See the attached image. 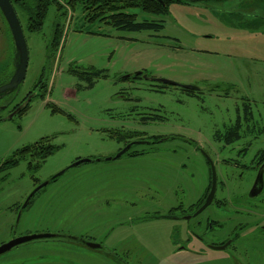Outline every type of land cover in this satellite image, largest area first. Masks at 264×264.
<instances>
[{"label": "rangeland", "instance_id": "rangeland-1", "mask_svg": "<svg viewBox=\"0 0 264 264\" xmlns=\"http://www.w3.org/2000/svg\"><path fill=\"white\" fill-rule=\"evenodd\" d=\"M61 1L63 14L51 4L39 31H29L21 18L29 63L15 97L35 95L22 114L0 121V162L43 136L57 149L41 163L34 153L8 171L0 166V243L50 232L91 238L114 253L45 239L4 253L0 264H205L176 251L181 223L167 215L173 206L180 207L177 214L192 213L203 201L208 157L220 177L241 171L220 162L264 148V0L172 2L160 15L127 9L139 20L164 21L159 31L90 21L81 3L71 8ZM14 68L13 38L0 11V84ZM74 69H104L107 76L91 85ZM137 71L199 89L190 94L179 85L125 78ZM41 79L46 87H39ZM245 107L253 113L249 122ZM239 117L241 138L230 143L226 133ZM135 138L155 142L134 144L115 158ZM136 154L142 156H129ZM82 158L91 160L72 166ZM46 180L17 221L28 195Z\"/></svg>", "mask_w": 264, "mask_h": 264}, {"label": "flooded vegetation", "instance_id": "flooded-vegetation-1", "mask_svg": "<svg viewBox=\"0 0 264 264\" xmlns=\"http://www.w3.org/2000/svg\"><path fill=\"white\" fill-rule=\"evenodd\" d=\"M34 93L35 90L27 92L19 99L20 101L15 97V93L9 95L12 97L10 104L5 103L4 106H0V121L7 120L6 117L15 112L14 117L22 114L28 108L33 97L20 110L18 108ZM9 96H3L0 101ZM2 110L9 111L2 114ZM142 139L150 141L148 144L155 142L151 138H135L128 141L126 145ZM133 146L134 144L127 152H131ZM208 162L211 181L203 201L192 213L177 214L176 210L180 207L173 206L167 215L181 223V226L176 227L175 231L176 251H185L191 256L201 259V262L205 264H264V155H237V157L220 162L227 168L241 169V171L235 174L234 172L229 173L231 170H224L220 177L217 172V189L210 204L213 205V209L206 213L209 205L199 214L194 215L205 203L211 190L212 169L210 161ZM0 163L2 166V162ZM29 203L26 206H23L24 203L21 205L17 213L18 217ZM179 206L185 210L184 204H179ZM17 236L19 235L14 234L10 239ZM89 239L94 241V239ZM101 245L103 246L102 251L114 253L111 248L109 249L102 243ZM120 250H124L122 252L126 253L130 249L120 248L117 251Z\"/></svg>", "mask_w": 264, "mask_h": 264}, {"label": "trees", "instance_id": "trees-1", "mask_svg": "<svg viewBox=\"0 0 264 264\" xmlns=\"http://www.w3.org/2000/svg\"><path fill=\"white\" fill-rule=\"evenodd\" d=\"M67 6L75 8L78 3L82 4V9L86 19L90 21H103L118 29L127 31H141V30H154L159 31L165 28L164 21L156 19L139 20L137 13L127 12L130 7H140L143 11L160 15L168 13V6L172 2H194L200 0H64ZM20 18L24 17L27 29L31 32H36L42 29L47 12L51 4L56 3L60 14H63L65 5L61 0H12ZM59 28V25L57 26ZM56 28L55 36L52 45H57L59 40V31ZM79 74L81 78L88 79L91 85L95 84L96 78L107 76L104 69H94L93 71H77L72 70ZM143 73V72H142ZM133 78L143 77L142 74H131ZM129 76H125L127 78ZM41 84V85H40ZM41 86V87H40ZM154 86L165 87L167 84L155 83ZM39 87H46V83L39 81ZM185 89V88H183ZM190 94H196V90H188ZM246 108L244 119L249 122L253 117L250 108ZM242 118L239 117L235 124L229 127L226 137L231 143L241 138V130L243 127ZM49 136H43L36 142L30 145L23 146L17 149L12 155L2 161L1 169L10 170L16 166L26 155H34L37 153L38 159L44 162L46 158L56 151L57 146L51 143ZM137 155V154H136ZM257 155H264V148L259 150ZM37 159V160H38ZM33 162H30V165ZM38 163H36V166ZM34 165V164H33ZM32 166V165H31ZM8 174V173H7ZM58 177H52L51 181L57 180ZM50 181V182H51ZM49 182V183H50Z\"/></svg>", "mask_w": 264, "mask_h": 264}, {"label": "water", "instance_id": "water-1", "mask_svg": "<svg viewBox=\"0 0 264 264\" xmlns=\"http://www.w3.org/2000/svg\"><path fill=\"white\" fill-rule=\"evenodd\" d=\"M0 11L2 12L12 35L13 43H14V64L15 68L14 71L10 77L5 83L0 84V98L3 96H7L10 94L17 93V91L20 89L22 83L25 80L27 69H28V63H29V49L28 44L25 36L24 26L22 23V20L12 2V0H0ZM135 74H142V76L146 79H150L159 83L163 84H171V85H179L182 88L188 89V90H198L199 88L196 85L193 84H180L174 80L167 79V78H155V77H149L147 74L142 73V71H137ZM130 76V75H127ZM35 93L30 95L29 98L18 108L19 110L25 106L31 99L34 97ZM16 113V112H15ZM12 113L8 115L6 118L11 119L14 117V114ZM150 141L147 140H135L133 142L128 143L124 148H122L115 156V158L121 157L123 154H125L129 148L132 146V144H143L148 143ZM90 158H82L75 161L72 166H76L80 163L90 161ZM208 161L211 163V169H212V186L211 190L207 196V199L205 203L194 213V215L199 214L201 211H203L207 206H209L214 198L216 189H217V170L216 166L212 159L208 157ZM65 172V169L54 175L53 177H58L61 174ZM49 183V180H46L39 184L27 197L26 201L24 202L23 206H26L32 196L40 190L43 186L47 185ZM20 217V215H19ZM18 217V219H19ZM45 239H55V240H70V241H80L85 243L91 248L94 249H101L103 246L93 240L87 239L85 237H77V236H70V235H64V234H57V233H50V232H44V233H32V234H26V235H20L17 237H14L2 244H0V256L4 253L12 250L13 248L20 246L22 244L36 241V240H45Z\"/></svg>", "mask_w": 264, "mask_h": 264}]
</instances>
